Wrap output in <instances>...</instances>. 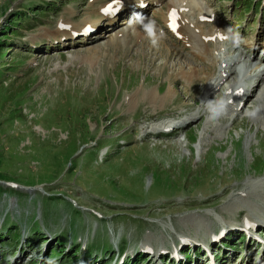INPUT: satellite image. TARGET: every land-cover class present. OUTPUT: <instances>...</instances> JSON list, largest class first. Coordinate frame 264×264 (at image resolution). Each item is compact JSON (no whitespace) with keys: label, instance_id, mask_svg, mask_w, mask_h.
<instances>
[{"label":"rangeland","instance_id":"374dc122","mask_svg":"<svg viewBox=\"0 0 264 264\" xmlns=\"http://www.w3.org/2000/svg\"><path fill=\"white\" fill-rule=\"evenodd\" d=\"M28 1L0 0V56L5 54L0 59V220L4 211H9L15 219L19 217L17 208L11 205L14 201L19 205L24 203L23 209L33 204L34 211L25 218L27 222L32 221V229L49 231V225L63 222L64 228L55 230L57 242L63 245L67 241L73 246L76 243L74 248L79 250L81 245L78 247L77 242L81 240L88 247V253H93L110 247V228L121 229L123 234L119 235L118 241L124 239L123 246L129 243L132 246L133 240L141 237L144 227H148L153 235L157 232L160 237L167 228L161 223L187 227L194 218L183 216L179 219L180 215L191 211L205 214L206 207L197 204L198 200L205 195L219 194L226 185L230 190L219 196L217 208L241 205L255 209L252 201L264 199V192L251 182L255 176L264 173V120L254 121L263 115L257 112L258 118L244 116L233 122L229 131L214 140L199 158L192 156L185 141L181 146L173 142V135L163 137L165 145L155 144L156 138L149 137L144 145H123L111 155V150L117 146L114 136L123 130L131 132L132 127L131 133L137 137L145 131L148 121L140 115L134 120L135 110L143 116L151 115L147 118L150 121L156 117L180 121L190 111L183 109L187 90L183 91L179 84L173 86L175 91L171 89L174 95L167 94L161 104H151L143 98L142 91L153 90L160 97L165 95L170 79L178 78V72L172 74L178 67L174 63L183 61L186 66V58L193 57L187 52H179L177 61L168 59L164 66L165 60L156 57L155 49L162 48L159 53L169 57L163 53L166 45L155 39L136 38L133 34L125 38L124 43L102 47L101 56L97 53L91 56L88 50L105 43L104 32H99L100 37L86 44H76L79 37L66 38L61 42L62 47L50 48L53 46L50 40L35 35L40 27L53 30L61 16H65V11L74 4L83 7L88 0H51L57 1L51 14L48 13L53 5L47 13V7L21 6ZM206 1L231 35L246 40L247 45L250 42L257 49L264 47V27L257 15L259 2L253 13L249 12L250 1L240 0L248 6L247 10L233 13L230 0ZM43 2L46 0H35L34 3L44 6ZM163 12L161 10V14ZM72 24L78 28L84 26L83 20ZM4 28L7 30L1 32ZM117 29H124V25H117L112 30ZM108 53L111 56H107ZM12 64L23 65L14 67L11 75H2V66ZM182 67L179 65L178 69ZM171 83L174 85L172 79ZM134 93L136 95L132 96ZM261 93L264 94V90ZM260 95L257 93L244 106L246 113L254 112L252 108H257ZM129 100L134 102L133 107L127 105ZM113 110V118L118 117L115 125ZM192 123L185 127H201L203 119ZM103 150L109 154L105 156L101 153ZM5 180L14 181L19 187L7 188ZM52 182L62 192L27 189ZM241 190L239 195L229 197L231 192L235 194ZM65 191H71L77 200H70ZM54 195L59 198L46 197ZM190 199L194 205L188 203ZM111 204H114L111 206L114 210L109 209ZM81 205L88 206L85 210L90 214L81 211ZM117 205L143 210H125L129 216L126 219ZM91 208L102 215L97 216ZM213 210L217 212L215 208ZM140 214L155 220L142 224L135 217L131 219V215L139 217ZM0 224V253L3 252L0 264H35L37 260L36 264L56 262L47 253L50 245L42 252L45 243L40 244L38 240L30 246L34 249L31 254H35V259L28 261L29 257L24 258L25 254L18 250L16 237L10 236L16 227L21 230V222ZM129 224L136 227L137 238ZM237 239L234 236L232 241ZM52 255L56 256L57 252L52 251ZM140 259L134 264H140ZM144 264H153V259Z\"/></svg>","mask_w":264,"mask_h":264},{"label":"bare ground","instance_id":"6f19581e","mask_svg":"<svg viewBox=\"0 0 264 264\" xmlns=\"http://www.w3.org/2000/svg\"><path fill=\"white\" fill-rule=\"evenodd\" d=\"M131 0H124L125 3H130ZM144 2H148L149 0H143ZM165 4L168 6V9L169 8H179V7H183L184 9H187L186 12H182L181 13V21H180V28L178 29V32L179 34L181 35V39L180 40H183L185 43H193L195 41L196 38H200L199 42L201 45L205 44L206 41H204V39L206 37H210L213 35L214 32L218 31L219 32V29L217 30V28H215L214 30L216 31H208V30H203L201 28V26H199V24L197 23V21H191L189 18H187V15L195 10H197L198 12H201L203 10V8H201L200 4L196 1V0H166L165 1ZM101 8V6H100ZM99 8V9H100ZM99 9H97L94 13V17H90L89 15H86L82 20H83V24L84 26L85 25H89V27H98L100 25V22L103 21V18L100 17V14H99ZM200 16H202L201 13H199ZM199 16V17H200ZM112 18H109V19H104V20H108L107 21V24H112L113 20H111ZM163 22L165 23L166 21V18L165 16H163ZM188 24H192V28H196L198 30L197 33H194V31H192V29H190L188 27ZM67 26L66 29H63V26ZM71 25H74L72 24V22H70L69 20H63L61 19L59 21V26L56 27V29L54 30H48V28L44 27V26H41L39 31H38V35L41 36V37H44V38H50V39H59L60 37H62L63 35H71L72 32H79L81 30V28H78V26H71ZM70 26V27H69ZM47 27H51V25H47ZM71 29V30H70ZM70 30V31H69ZM66 31H69L68 33ZM138 31V30H137ZM139 34V33H138ZM116 34H108L107 35V40L105 41L104 44L100 45V46H96L97 48L96 49H91V50H86L88 53H91V56H95V54L97 53L98 56H101L103 53H102V47L104 48H108L110 46H113V44L117 45V38H116ZM122 36H124V34H122ZM155 37H157V35H155ZM60 41V40H58ZM156 42V41H155ZM150 44V43H149ZM122 45V44H121ZM126 45V44H125ZM123 45V46H125ZM147 45V44H146ZM92 47V46H91ZM100 47V49L98 48ZM132 47V46H131ZM111 48V47H110ZM115 48V47H114ZM124 48V47H123ZM194 48V47H192ZM140 49V48H139ZM166 50V52H163L164 54L167 53V55H169V58L168 56L165 57V55H161L159 53V51H163L162 48L158 47L155 49V54L156 57L160 56L161 58H163L165 60L164 62V66L166 65V62L168 61V59H171L172 61L176 60L177 55L176 53H174L172 50H168L166 48H164ZM135 50V49H134ZM102 53V54H101ZM110 53V52H109ZM108 53V54H109ZM144 53V52H142ZM106 54V52H105ZM146 53H144L143 55H145ZM107 56H111L110 54L107 55ZM106 56V57H107ZM142 57V56H141ZM90 58V57H89ZM99 58V57H98ZM206 58H208L210 60V62L212 64L215 63V58H214V54H212V51L208 52V54L206 55ZM87 60V59H86ZM139 60V59H137ZM142 61V59H140V62ZM177 61V60H176ZM181 63V62H180ZM236 63V62H234ZM94 64V63H93ZM137 64H140V63H137ZM174 64H177V66L179 67V65H183L185 66V64L182 63L179 64V63H174ZM178 67L172 72V74H174V72H176V70L178 69ZM260 76H264V68L260 70ZM182 78L186 79V80H190L192 77H193V74L191 72H188L186 73L185 75L181 76ZM172 79V78H171ZM171 79H170V83H169V87H167V92L165 95L159 97L155 91L153 90H150V91H146L144 92L145 90H143V98L147 99L148 101H150L151 103H155L156 101L158 100H163V98H165V96L168 94L170 95H174L172 90H174L173 88V85L171 83ZM215 82V81H214ZM170 84L172 85V87L170 86ZM217 85V84H215ZM214 85V86H215ZM214 86H212L211 88H213ZM210 88V90H211ZM175 91V90H174ZM253 93V90L250 89V90H246L242 95H240L241 97H244V101L248 100L249 99V95ZM136 94L134 93L132 96H135ZM128 98V97H127ZM141 99V98H140ZM170 99V98H169ZM131 100H135L134 99H131ZM130 101V100H129ZM241 101V98L239 97L236 101V104L238 105L239 102ZM146 102V101H145ZM133 106V105H132ZM131 106V107H132ZM262 106H263V103H258L257 104V108L256 107H253L252 111L254 112H259V111H262ZM131 109V108H130ZM261 109V110H260ZM257 112V113H258ZM252 113V112H251ZM256 115V114H255ZM260 118L258 119H255L254 121H257L259 120ZM190 120V119H189ZM261 120H264V119H261ZM264 126V125H262ZM161 124H157L153 127V130L155 131H158L161 129ZM254 187V186H252ZM252 189V188H251ZM256 189V188H254ZM251 194V193H250ZM257 197V196H256ZM254 198V197H253ZM242 200V199H241ZM248 201V200H247ZM194 205V204H193ZM229 210H232L231 212H227V211H224V213L226 214V216H228L229 218L231 219H235V220H240V222L242 221H245L246 219L248 220H251L252 222H259L261 220L259 219H255L252 215H250L248 212H245L244 209H239V208H236L235 206H230L229 207ZM191 214H193V217L194 219L197 218V221L195 222L197 225L200 223V221H205V218L203 216L200 215V213H197L195 211H191L190 212ZM11 218V217H10ZM184 219V218H183ZM183 221V220H182ZM189 222V221H188ZM219 222V225L222 226H227V225H230L231 222L233 221H230V220H224L223 218L220 217V219L218 220ZM166 225V224H165ZM161 230V228H160ZM93 232V231H92ZM153 233V232H152ZM206 235H210L211 234V230H209L207 233H205ZM196 235L193 234L192 235V239L195 237ZM211 236V235H210ZM204 238V237H203ZM142 246H151L150 243L148 242L147 238L145 237L144 241L141 243ZM163 247L162 245H159V246H154L153 247V250L157 253L159 250H161Z\"/></svg>","mask_w":264,"mask_h":264},{"label":"clouds","instance_id":"9594fccd","mask_svg":"<svg viewBox=\"0 0 264 264\" xmlns=\"http://www.w3.org/2000/svg\"><path fill=\"white\" fill-rule=\"evenodd\" d=\"M220 103L222 104V101ZM208 112H209L210 120H216L219 116L222 115V112L218 111L217 108L213 104H209ZM249 115H254V113H250Z\"/></svg>","mask_w":264,"mask_h":264}]
</instances>
